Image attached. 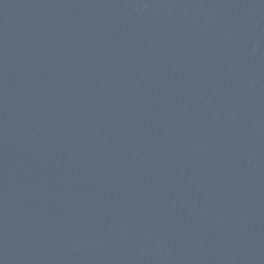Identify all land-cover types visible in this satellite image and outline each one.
<instances>
[{
	"label": "water",
	"instance_id": "1",
	"mask_svg": "<svg viewBox=\"0 0 264 264\" xmlns=\"http://www.w3.org/2000/svg\"><path fill=\"white\" fill-rule=\"evenodd\" d=\"M0 264H264V0H0Z\"/></svg>",
	"mask_w": 264,
	"mask_h": 264
}]
</instances>
